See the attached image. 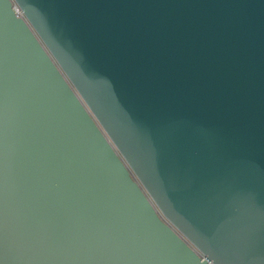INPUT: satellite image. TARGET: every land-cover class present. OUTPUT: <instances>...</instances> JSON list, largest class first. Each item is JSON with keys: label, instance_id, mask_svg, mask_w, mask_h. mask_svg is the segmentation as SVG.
I'll return each instance as SVG.
<instances>
[{"label": "water", "instance_id": "1", "mask_svg": "<svg viewBox=\"0 0 264 264\" xmlns=\"http://www.w3.org/2000/svg\"><path fill=\"white\" fill-rule=\"evenodd\" d=\"M0 264H264V0H0Z\"/></svg>", "mask_w": 264, "mask_h": 264}, {"label": "built area", "instance_id": "2", "mask_svg": "<svg viewBox=\"0 0 264 264\" xmlns=\"http://www.w3.org/2000/svg\"><path fill=\"white\" fill-rule=\"evenodd\" d=\"M12 8L17 16L24 18L20 8L15 4L14 1H12Z\"/></svg>", "mask_w": 264, "mask_h": 264}]
</instances>
